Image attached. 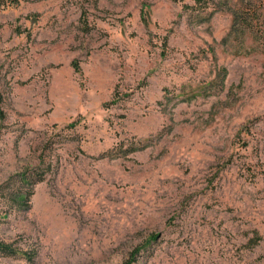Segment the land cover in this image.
<instances>
[{"label": "rangeland", "instance_id": "obj_1", "mask_svg": "<svg viewBox=\"0 0 264 264\" xmlns=\"http://www.w3.org/2000/svg\"><path fill=\"white\" fill-rule=\"evenodd\" d=\"M19 1L0 264H264V0Z\"/></svg>", "mask_w": 264, "mask_h": 264}, {"label": "trees", "instance_id": "obj_2", "mask_svg": "<svg viewBox=\"0 0 264 264\" xmlns=\"http://www.w3.org/2000/svg\"><path fill=\"white\" fill-rule=\"evenodd\" d=\"M20 4L19 0H0V7L3 6H17ZM141 248H137L136 250H134V252H132L131 257L134 258L135 255H137L138 251H140ZM0 251L6 252V253H10L12 251H14V249L8 245V244H4L0 242ZM129 264V262L127 263Z\"/></svg>", "mask_w": 264, "mask_h": 264}]
</instances>
